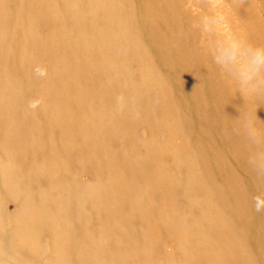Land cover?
I'll use <instances>...</instances> for the list:
<instances>
[{"label":"bare ground","instance_id":"6f19581e","mask_svg":"<svg viewBox=\"0 0 264 264\" xmlns=\"http://www.w3.org/2000/svg\"><path fill=\"white\" fill-rule=\"evenodd\" d=\"M171 6L170 0H161V4L157 2L155 8L167 32L171 30L180 39L173 19L175 11ZM26 8L28 14L22 20L20 14ZM14 10L21 19L15 16ZM112 11H122L121 0H0V150L6 157L0 169H3L2 172L14 171L10 172L15 184L10 188L14 189L13 197L16 199L21 191L24 193L25 201L20 203L29 209L23 218L25 229L33 234L47 223L51 224L45 229L52 233L53 248L58 249L59 253H65L67 248L73 247L78 249L79 259L82 256L90 264H120L124 251L120 249L122 239L112 246L103 239V243L99 242V246L94 247L97 240L92 235L105 233L119 237L120 232L116 227L121 219L118 214L114 215V209L120 201L124 205L125 211L122 213L126 215V225L130 231L136 233L134 229L139 230L138 226L142 229L140 224H134L137 221L142 223L144 217L137 219L134 217L140 214H129L136 212L137 200L141 198L140 190L129 179L131 177L130 180L137 181L146 178L137 176L136 172L140 174L142 168L137 166L139 161L131 156L140 154L141 145L149 143L150 154L147 156L154 157L155 153H159L154 166L159 168L170 163L175 169L172 172L173 179L185 175L181 171L186 168V183L191 180L196 182L199 177L194 167L203 171L213 166L205 172L203 193L199 191L198 195H181L186 199L189 210L196 203V217L190 214L185 216L177 211L174 206L176 196L166 187L169 182L163 184L161 191H157L154 211L160 212L164 207L166 214L163 216L158 213L162 218L157 216L158 221L142 231L165 233L167 243L159 241L160 245H166L165 254L171 250L167 246L172 245L169 244L171 240L174 244L172 247L179 249L181 258V261L176 262L165 255L162 263L224 264L221 259L225 257V252H231L230 258L237 254L234 261L239 264H253L248 258L243 260L239 256L237 247H240L241 240L235 242V247L232 243L224 245L227 247L225 249L219 244L221 234L226 232L225 220L228 215L235 214L236 218H242L243 212L248 214L245 200L248 198L250 204L252 192L256 191L241 190L243 181L222 164L223 157L214 149L210 150L213 155L211 163L208 158L203 159L201 151L197 149L193 150V159L183 157L184 153L190 154L187 152L190 147L184 143L188 120L178 110L173 96L165 92L169 90L167 76L158 69V66L172 69L174 62L183 61L179 60L183 56L182 42L179 43L181 48L169 53L173 62L166 57L164 38L157 45L152 44L155 50L152 57L146 47H140L141 40L138 43V37L129 38L130 27L126 21L120 22L113 15V18L109 16ZM250 39L256 48L259 42L256 43L254 30ZM63 44L66 47L72 45L82 53L75 58V64H68L62 61L65 60L63 58L58 60L56 47L58 45L61 48ZM65 55L69 56L70 53ZM162 62H165L164 65ZM191 62L187 59L177 68L176 80L182 69L188 70ZM262 69L256 73L259 76L255 75L253 82L260 86L264 94ZM104 76L114 78V84L112 81L104 89L105 93L100 94L98 90L103 86ZM96 78L98 80L92 81ZM89 81L95 88L87 94L88 98L81 91H85L82 85ZM55 86L59 88L55 89ZM208 89L211 90L210 87ZM147 92H155L156 103L138 115L135 103L152 100ZM119 96L127 104L118 103L120 100L116 97ZM90 100L94 105H91ZM139 124L146 125L144 132L147 133L145 139L140 141ZM161 127L168 133L167 138L178 144L169 152L160 151L161 145L152 138ZM159 132L163 137V132ZM220 132L225 134L222 128ZM105 138L107 140L101 141ZM106 141L112 145L107 150L102 147ZM229 148L232 146L229 145ZM244 149L248 150L247 146ZM23 152L26 160L19 158ZM160 153L164 154L162 158ZM128 154L130 157L125 156ZM159 161L164 164L160 166ZM22 165L25 167L22 168ZM220 167H225L229 173L224 180L221 198H215L214 201L212 192L218 186L216 179L220 175L217 176L216 172H219ZM119 168L123 171L122 175L117 173ZM76 171H80V175H93V181L80 179ZM160 173L166 174V170ZM39 178L42 180L41 186H35L37 191L32 190L30 183H38ZM21 179L23 181L19 184ZM119 187L125 191L123 195L116 191ZM98 191H103L104 196L97 195ZM35 192L40 197L38 211L37 202H34ZM245 192L249 194L246 196ZM227 195H230V210L219 205L220 202L222 205L225 203ZM242 201L246 204L243 211L240 206ZM111 202H115L116 207L110 205ZM93 213L96 215L95 221L91 219ZM37 215L42 218L39 223L36 222ZM107 221H111L113 226ZM245 221L249 223L247 218ZM216 232L219 238L213 246L211 238ZM156 237L157 234H153L152 238ZM26 238L28 240H21L22 245L26 243L33 247L30 238ZM62 239L66 240L63 242ZM233 240L237 238L233 237ZM136 255L140 256V253L134 251L132 259ZM58 260L65 263V255Z\"/></svg>","mask_w":264,"mask_h":264},{"label":"rangeland","instance_id":"374dc122","mask_svg":"<svg viewBox=\"0 0 264 264\" xmlns=\"http://www.w3.org/2000/svg\"><path fill=\"white\" fill-rule=\"evenodd\" d=\"M156 1L161 4V0H121L122 11L113 12V10L109 16L112 18L114 16L120 22L126 21L130 27L129 38L138 37V43L141 40L140 47H146L152 57L155 54L152 44L155 43L157 45L162 38L166 40L165 54L168 58L171 50L181 48L179 43L182 42L183 56L179 60L185 62V60L190 59L192 62L188 70L182 69L180 71L177 78L179 81L176 80L175 71L182 66L183 61L174 62L172 69L168 66H158V69L167 76L166 80L169 90L165 92H169L173 96V101L178 106V110L188 120L185 126L184 143L190 147V150L187 151L190 154L184 153L183 157H191L193 159V150L197 149L201 151L202 158L205 160L208 158L211 163L213 155L210 150L214 149L223 157L222 164L243 181L241 190L256 191L252 192L253 196L250 197V204H248V198L245 200L249 208L248 214L243 212L242 218H236L235 214L228 215L225 220V231L228 234H225L226 232L221 234V244L219 245L225 249L227 247L224 245L232 243L235 247V242L241 240L240 247H237L240 251L239 256L243 260L248 258L253 264H264V94L261 93L260 86L258 84L255 85L253 81L250 86H242L239 81V73L246 66L250 57L258 50L264 56V2L262 0H170L172 10L175 11L173 19L176 23V29L180 33V40L171 30L167 32L163 19L156 10L157 8H155V5L157 6ZM11 5L13 7L12 3ZM55 8L59 7L55 6ZM13 12L15 14V10ZM27 14L26 8L20 14L22 20L26 18ZM15 16L19 17L16 14ZM40 26L44 27L42 24ZM253 30L256 33V43L259 42L256 48L252 45V40L250 39ZM253 41L255 40L253 39ZM56 48L57 57L60 58L56 59L62 60L63 58L65 60L62 61L68 64L72 63V65L75 64V58L82 54L72 45L66 47L63 44L61 45L62 50L58 45ZM67 53H70V55L66 56L65 54ZM169 59L173 62L171 56ZM85 63L90 62L85 61ZM85 63L82 62L84 66H86ZM164 63L162 62L163 65ZM186 64L188 63L186 62ZM262 67L264 68V66H261L260 69ZM262 70L264 71V69ZM96 80L98 78L92 81ZM112 81L114 84V78L112 79L111 76H104L103 86L98 92L100 94L105 93L104 89L109 87ZM82 86L85 91H81V93L89 98L87 94L91 93L95 86L91 81ZM209 87L211 90L208 89ZM58 88L59 86H55V89ZM147 94L152 97L151 101L135 103L138 115L145 110H149L156 103L155 92H147ZM120 97H116V99L120 100L117 102L127 104ZM90 103L94 105L91 100ZM247 125H251L254 129V134H249ZM145 126V124H139L138 126L139 141L147 136V133L144 132ZM206 127H210L208 128L209 131L206 130ZM221 128L225 134L220 132ZM159 131L163 132V137L160 136ZM159 131L152 138L157 144L161 145L160 151L168 150L169 152L172 148L178 146L177 143H173L167 138L169 135L163 127ZM229 139L232 141H228ZM104 140H107V138L101 141ZM229 145L232 148L227 149ZM246 146L248 150H243ZM102 147L107 150L112 145L107 144L106 141L105 144H102ZM149 154L150 144L145 143L141 145L140 154L135 153L131 156L134 160L139 161L137 166L142 168L140 169V174H138L137 168L133 171H137L138 177L139 175L146 177L144 180L137 181L130 180L131 177L129 179L130 182L132 181L131 184L140 190L139 194L141 197L137 200L136 212H130L129 214L135 216L140 214L139 217H134L137 219L144 217L142 223L137 221L134 224H140L142 229L140 230V226H138L140 231L136 229H134L136 233L130 231L126 225V215L122 213L125 211L122 201L117 204L111 202L110 205L116 204L119 208L115 205L114 215L118 214L121 219V221L118 220L119 225L116 227L120 232L119 237L105 233H93L92 235L93 239L97 240L94 243V247L99 246V242L103 243V239L111 246L121 242L120 239H122L120 249H124V251L122 254L123 260L120 264H163L162 261L165 255L169 260L181 261L178 253L179 249L172 247L174 244L171 240L169 244L172 243V245H167L171 250L167 254H165L166 245L162 246L159 244L161 240L165 241V244L167 243L168 237L165 233L152 232L157 234L156 238H152L153 234L142 230L158 221L157 216L162 218L158 213L165 216L164 207L160 212L154 211V207L158 198L157 191H161L164 188L163 184H168V182L169 185L166 187L169 191H172V195L176 196L174 206L177 211L185 216L190 214L191 217H196L198 211V209L194 208L196 203L193 204V209L189 210L186 199L182 198L181 195H187L188 193L195 195L199 191L203 193L205 191L203 181V178L206 177L205 172L213 167H206V170L203 171L194 167L198 173L199 180L196 182L191 180L190 183H186L188 182L186 180V168L181 171L185 175L173 179L172 172L175 169L172 165L170 163H161V159L159 165L162 166L164 164V166L158 168L153 163L159 153H155L154 157L147 156ZM160 154L162 158L164 154ZM125 156L130 157V154ZM19 158L26 160L25 153L20 154ZM5 160L4 152L0 150V165ZM23 167L25 166L22 165ZM225 167H220L219 172H216L217 176H220L216 179L218 186L215 187V192H212L214 201L215 198H221L224 180H226V176L229 173ZM2 170L0 169V264H90L82 256L81 260L79 259V251L76 248H67L68 251L65 253L61 251L59 253L58 249L53 248L52 233L45 229L51 224L47 223L40 231L33 234L25 229L26 222L23 218L29 209L26 205L20 203L25 201L24 193L21 191L16 199L13 197L14 189L10 188L14 187L15 184L10 172L14 171L6 170L2 172ZM165 170L166 174L160 173V171ZM23 172L21 171V173ZM76 172L80 179L93 181V175H80V171ZM117 173L122 175V169L119 168ZM253 180H255V184H253ZM22 181L23 179H21L19 184ZM37 181L39 182L30 183L32 190L37 191L35 186H41L42 180L39 178ZM116 191L120 195L125 193L120 187ZM249 192H245L246 196ZM35 194L34 202H37L38 211L40 210V197L37 192ZM96 194L104 196L103 191H98ZM242 203L240 204L241 211L246 205ZM219 205L230 210V195L226 196L223 205L221 202ZM101 215L105 214L101 213ZM246 218L249 223L245 221ZM91 219L92 221L97 220L95 213L91 215ZM41 220L42 218L37 215L36 222L39 223ZM125 220L126 222H124ZM106 223L113 226L111 221ZM161 229L160 231H162ZM168 229L171 231L170 228ZM78 232H80V229H78ZM213 236L211 241H213L214 246L219 235L216 232ZM26 237L30 238L33 247L26 245V243L22 245L21 240H28ZM233 237H236L237 240H233ZM65 240L62 239L63 242ZM134 251L139 252L140 256L136 255L132 259ZM198 251L201 252L202 250ZM62 255H65V263L58 260ZM236 256L237 254L230 258L231 252H225L227 259L225 260L224 257L221 261L223 260L224 264H239L234 261Z\"/></svg>","mask_w":264,"mask_h":264},{"label":"clouds","instance_id":"9594fccd","mask_svg":"<svg viewBox=\"0 0 264 264\" xmlns=\"http://www.w3.org/2000/svg\"><path fill=\"white\" fill-rule=\"evenodd\" d=\"M261 66H264V56H262L260 52L257 51L250 57L246 66L239 73V81L241 85L250 86ZM247 128L249 134H254V129L251 127V125H247Z\"/></svg>","mask_w":264,"mask_h":264}]
</instances>
